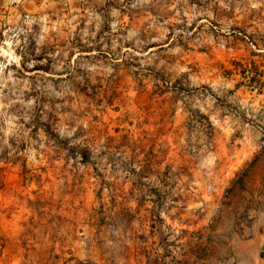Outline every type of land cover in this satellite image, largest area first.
I'll use <instances>...</instances> for the list:
<instances>
[{
  "label": "rangeland",
  "instance_id": "obj_1",
  "mask_svg": "<svg viewBox=\"0 0 264 264\" xmlns=\"http://www.w3.org/2000/svg\"><path fill=\"white\" fill-rule=\"evenodd\" d=\"M53 203L61 264H264V0H0V264Z\"/></svg>",
  "mask_w": 264,
  "mask_h": 264
},
{
  "label": "crops",
  "instance_id": "obj_2",
  "mask_svg": "<svg viewBox=\"0 0 264 264\" xmlns=\"http://www.w3.org/2000/svg\"><path fill=\"white\" fill-rule=\"evenodd\" d=\"M125 187L126 185L123 186V188ZM61 210H63L61 204L57 206L55 203L42 205L41 212L38 214L39 220L37 222L36 235L30 238L28 243L35 242L37 244V255L40 258H51V264H61L62 246L67 247L64 250L69 251H66L69 259H77L85 263L91 259L89 252L93 230L91 215L87 213L85 207L82 213L79 214L81 216L80 221H77V212L72 211L71 213L70 206L66 213V219L62 218ZM13 235L11 234L10 236V242L14 241ZM20 236L18 235L19 241L23 243L24 240ZM22 249L25 250V248ZM136 256L138 255L135 254Z\"/></svg>",
  "mask_w": 264,
  "mask_h": 264
}]
</instances>
